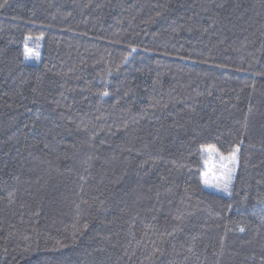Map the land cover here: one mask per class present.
<instances>
[{
	"label": "trees",
	"instance_id": "1",
	"mask_svg": "<svg viewBox=\"0 0 264 264\" xmlns=\"http://www.w3.org/2000/svg\"><path fill=\"white\" fill-rule=\"evenodd\" d=\"M0 264H264V0H0Z\"/></svg>",
	"mask_w": 264,
	"mask_h": 264
},
{
	"label": "snow or ice",
	"instance_id": "2",
	"mask_svg": "<svg viewBox=\"0 0 264 264\" xmlns=\"http://www.w3.org/2000/svg\"><path fill=\"white\" fill-rule=\"evenodd\" d=\"M24 55L26 59L32 58L33 56V53L31 52L30 49L27 48V46L25 47ZM38 55H39L38 53H35V56L38 57ZM104 95H107V92H105ZM200 151L206 152L208 154V159L204 161L206 170L203 173V183L205 184V186L214 187L220 191H224L230 194L229 187L232 183V172L234 171V167L237 162L236 153H233L231 156L226 158L223 155L219 154L218 149L214 145H207V146L202 145ZM237 152H238V149H237ZM213 156H219V159L221 161L227 159L229 164L232 165V167H227V166L222 165V167L224 168L223 175L216 176L215 175V164L210 163ZM210 176L212 177L211 181L209 179ZM221 183H222V186H221ZM241 231H243V229H241Z\"/></svg>",
	"mask_w": 264,
	"mask_h": 264
}]
</instances>
